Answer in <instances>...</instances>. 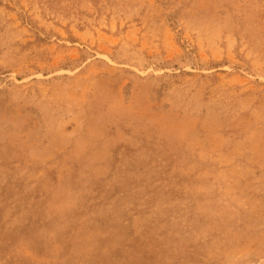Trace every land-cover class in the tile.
Masks as SVG:
<instances>
[{
    "label": "rangeland",
    "instance_id": "374dc122",
    "mask_svg": "<svg viewBox=\"0 0 264 264\" xmlns=\"http://www.w3.org/2000/svg\"><path fill=\"white\" fill-rule=\"evenodd\" d=\"M0 264H264V0H0Z\"/></svg>",
    "mask_w": 264,
    "mask_h": 264
}]
</instances>
